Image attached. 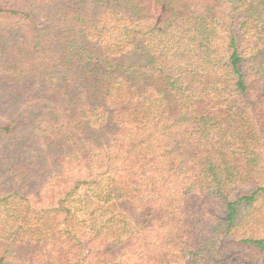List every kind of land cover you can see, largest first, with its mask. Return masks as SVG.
Returning <instances> with one entry per match:
<instances>
[{
	"label": "trees",
	"instance_id": "obj_1",
	"mask_svg": "<svg viewBox=\"0 0 264 264\" xmlns=\"http://www.w3.org/2000/svg\"><path fill=\"white\" fill-rule=\"evenodd\" d=\"M0 264H264V0H0Z\"/></svg>",
	"mask_w": 264,
	"mask_h": 264
}]
</instances>
